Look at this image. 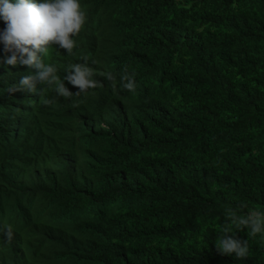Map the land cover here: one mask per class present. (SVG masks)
I'll list each match as a JSON object with an SVG mask.
<instances>
[{"label": "clouds", "instance_id": "9594fccd", "mask_svg": "<svg viewBox=\"0 0 264 264\" xmlns=\"http://www.w3.org/2000/svg\"><path fill=\"white\" fill-rule=\"evenodd\" d=\"M192 3L155 0L151 6L144 0H106L109 19L99 9L87 7L84 0H0V157H11L4 163L18 172L28 169L32 180L50 172L72 179L70 175L79 169L72 159L87 143L104 153L97 161L103 171L111 165L128 167L139 182L154 185V177L163 178L172 171L180 153L191 157L188 144L175 138L179 130L191 128L185 124L179 98L168 89L148 86L160 83L155 82V69L173 73L161 81L171 79L182 61L155 41L158 19L163 17L160 12L179 22L181 29L188 27L189 35L194 28L204 29L191 27L186 18ZM186 45V39L180 38L182 52ZM158 60L162 68L156 65ZM135 62L144 63L145 75L135 74ZM88 92L92 100L83 102L81 96ZM37 115L45 117L39 126ZM98 116L104 122L98 123ZM103 128H108L110 136ZM0 177L12 183L19 180L8 172ZM109 179L113 186L114 177ZM9 181L7 187H0L2 193L15 189ZM189 184L185 180L183 186ZM21 189L18 204L0 207V241L7 239V245L0 244V264H96L95 254L82 251L83 241L75 230L52 224L58 205L73 202L72 198L48 195L45 200L50 207L44 209L46 201L34 200L43 195L40 188ZM88 191L99 203H108ZM63 208V221L77 219L88 229L83 217L93 211H83L82 216ZM224 212L225 222L214 226L215 250L221 256L246 259L249 239L264 235V211L241 215L226 207ZM41 216L44 223L35 224ZM12 223H31L33 234L45 227L47 240L19 241ZM244 229L246 240L237 236ZM136 258L121 257L117 263L137 264Z\"/></svg>", "mask_w": 264, "mask_h": 264}, {"label": "trees", "instance_id": "16d2710c", "mask_svg": "<svg viewBox=\"0 0 264 264\" xmlns=\"http://www.w3.org/2000/svg\"><path fill=\"white\" fill-rule=\"evenodd\" d=\"M84 1L111 18L104 7L106 0ZM144 1L151 6L155 2ZM188 1H193L186 14L190 26L204 29L194 28L188 35V27L181 29L179 22L160 12L163 17L158 19L155 41L182 61L171 79L161 81L173 73L155 69V82L160 83L150 82L148 88L168 89L179 98L185 124L191 128L179 130L175 138L188 144L191 157L180 153L172 171L163 178L154 177V185L139 182L128 167L111 165L103 171L98 162L104 153L87 143H82L80 154L72 159L79 167L70 175L72 179L50 172L41 180H32L28 169L18 172L4 163L11 157H0V175L8 172L19 179L12 183L0 177V187H7L8 181L15 187L0 191V207L18 204L24 192L21 188L27 186L42 190L40 201L59 193L71 197L73 202L58 205V217L52 224L75 230L83 241L82 251L95 254L96 264H129L117 261L130 255L137 257V264H264L262 234L249 239L246 259L221 256L214 245V226L225 222L226 207L241 215L264 211V0ZM180 38L187 42L184 52L178 46ZM132 65L137 76L146 74L143 62ZM156 65L161 67L159 60ZM81 99L92 100V93L82 94ZM44 119L37 115L36 126ZM96 121L104 119L98 116ZM103 132L111 134L108 128ZM135 169L143 172L141 167ZM109 176L116 181L113 186ZM185 180L190 184L183 186ZM88 190L108 203H99ZM238 204L247 207L240 209ZM49 207L46 201L43 208ZM63 207L82 216L83 211H93L83 217L89 230L77 219L63 221ZM44 218H37L35 224L44 223ZM11 226L19 241L25 238L37 244L47 240L45 227L33 234L31 223ZM237 236L248 239L247 229ZM2 243L7 245V239Z\"/></svg>", "mask_w": 264, "mask_h": 264}, {"label": "bare ground", "instance_id": "6f19581e", "mask_svg": "<svg viewBox=\"0 0 264 264\" xmlns=\"http://www.w3.org/2000/svg\"><path fill=\"white\" fill-rule=\"evenodd\" d=\"M37 105H38V104H37ZM6 109L9 110V108H7V107H6ZM14 114H15V112H14ZM1 115H2V114H0V116H1ZM13 133H15V132H13ZM13 133H12V134H13ZM14 138H15V137H14ZM93 142L95 143V142H97V141H93ZM34 200H35V201L38 200V196H37V197L35 196ZM16 237H17V236H16ZM19 239H20V238H19Z\"/></svg>", "mask_w": 264, "mask_h": 264}]
</instances>
